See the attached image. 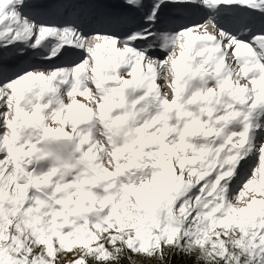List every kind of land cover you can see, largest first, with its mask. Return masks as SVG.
<instances>
[{"label":"snow or ice","instance_id":"snow-or-ice-1","mask_svg":"<svg viewBox=\"0 0 264 264\" xmlns=\"http://www.w3.org/2000/svg\"><path fill=\"white\" fill-rule=\"evenodd\" d=\"M0 264H264V0H0Z\"/></svg>","mask_w":264,"mask_h":264}]
</instances>
